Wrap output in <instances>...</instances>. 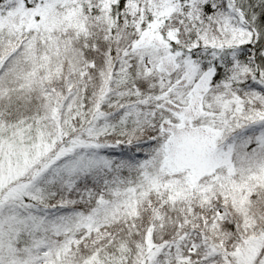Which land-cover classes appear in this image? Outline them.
Returning a JSON list of instances; mask_svg holds the SVG:
<instances>
[{"label":"snow or ice","instance_id":"snow-or-ice-1","mask_svg":"<svg viewBox=\"0 0 264 264\" xmlns=\"http://www.w3.org/2000/svg\"><path fill=\"white\" fill-rule=\"evenodd\" d=\"M0 264H264V0H0Z\"/></svg>","mask_w":264,"mask_h":264}]
</instances>
